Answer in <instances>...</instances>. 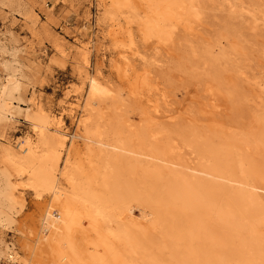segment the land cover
Here are the masks:
<instances>
[{
	"label": "rangeland",
	"instance_id": "374dc122",
	"mask_svg": "<svg viewBox=\"0 0 264 264\" xmlns=\"http://www.w3.org/2000/svg\"><path fill=\"white\" fill-rule=\"evenodd\" d=\"M109 1L34 0V24L18 10L21 7L0 0V85L10 77L5 62L12 64L22 83L20 99L14 100V114L0 128V143L17 149L18 140L36 136L29 120L33 92L53 113H62L68 136L83 134L77 117H85V112L72 115L61 103L65 99L79 102L73 89L81 86L78 72L84 55L77 39H92L89 69L94 72L103 63V75L119 96L118 116L121 122L128 118L135 130L125 128L132 132L126 140L144 152H131L132 158L179 169L208 170L215 166L211 147H224L231 168L222 170L264 185V0H191L193 12L172 18L167 38L147 35V22L144 26L141 22L149 18L148 1L133 0L140 9L138 21L128 17L129 13H120L122 30L116 39L111 29L116 30L118 23L97 25ZM128 29L133 33V44ZM123 54L130 56L128 71ZM209 85L218 93L219 109L210 105ZM148 126L157 130L159 139H148L144 146H138L144 140L133 133ZM82 138L72 142L76 161L89 157L87 141ZM170 144L174 150L168 151ZM97 147L95 143L93 148ZM6 166L5 161L0 162V170ZM23 180L11 176L12 194L18 204L14 221L8 227L0 225V239L28 258L23 241L30 230H38V202L42 198L17 185ZM63 184L67 186L65 180ZM259 192L264 195V191ZM148 217L138 208L133 215L138 224ZM256 223L264 235V220ZM84 227L94 235L86 219ZM89 246L94 250L93 244ZM154 257L153 253L138 254L133 264H160Z\"/></svg>",
	"mask_w": 264,
	"mask_h": 264
},
{
	"label": "bare ground",
	"instance_id": "6f19581e",
	"mask_svg": "<svg viewBox=\"0 0 264 264\" xmlns=\"http://www.w3.org/2000/svg\"><path fill=\"white\" fill-rule=\"evenodd\" d=\"M1 1L15 3L36 23L34 0ZM147 1L149 18L141 23L144 26L147 22L148 36L167 38L172 18L194 10L191 0ZM109 2L97 25L118 23L116 30L111 29L116 39L122 30L120 13H129L128 17L138 21L140 9L133 0ZM128 31L133 44V33ZM77 40L84 55L78 72L81 86L73 89L79 102L65 99L61 105L72 115L85 112V117H77L83 134L68 136L62 113H53L33 92L29 120L36 136L18 140L17 149L10 143H0V162L7 165L0 170V225L8 227L14 221L18 204L12 194L11 176L24 179L17 185L30 188L37 199L42 198L38 202V230H30L23 241L28 258L0 239V264H133L138 254L152 253L160 264H264V235L256 228V221L264 220V195L259 192L264 191V185L222 170L231 168L225 160L228 157L224 147H211L215 166L208 170L179 169L132 158L131 152L144 153L126 140L132 132L125 128L133 130V124L128 118L121 122L118 116L119 96L103 75V63L94 72L89 69L92 39ZM129 60V55H122L126 71ZM4 68L10 77L0 85V128L14 114V100L20 99L22 91L12 64L5 62ZM207 90L210 105L219 109L214 85ZM105 109L110 112L106 114ZM133 134L144 140L138 146H144L148 139H159L152 126ZM81 137L87 141L89 157L76 161L72 142ZM95 143L97 149L93 148ZM171 149L174 150L172 144L166 147ZM46 194H50L49 199ZM137 208L144 217L149 215L146 222L138 224L133 218ZM85 219L93 236L84 227Z\"/></svg>",
	"mask_w": 264,
	"mask_h": 264
}]
</instances>
